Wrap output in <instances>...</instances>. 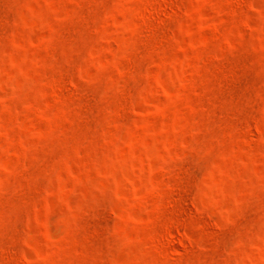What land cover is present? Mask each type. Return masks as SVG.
Segmentation results:
<instances>
[{
    "label": "rangeland",
    "instance_id": "rangeland-1",
    "mask_svg": "<svg viewBox=\"0 0 264 264\" xmlns=\"http://www.w3.org/2000/svg\"><path fill=\"white\" fill-rule=\"evenodd\" d=\"M0 264H264V0H0Z\"/></svg>",
    "mask_w": 264,
    "mask_h": 264
}]
</instances>
